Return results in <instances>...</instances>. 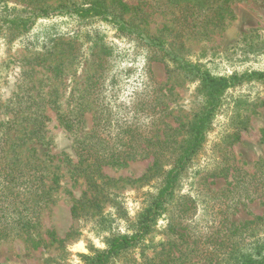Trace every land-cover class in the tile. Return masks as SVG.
<instances>
[{"label": "rangeland", "instance_id": "374dc122", "mask_svg": "<svg viewBox=\"0 0 264 264\" xmlns=\"http://www.w3.org/2000/svg\"><path fill=\"white\" fill-rule=\"evenodd\" d=\"M91 1L7 0L10 6L27 11ZM100 1L141 35H121L107 22L79 21L70 16L36 19L22 35L0 28V134L4 123L13 117L18 123L23 117L19 129L11 131L12 136H19L21 129L32 127L24 115L40 108L44 112L43 139L29 144L27 147L35 150L24 152L21 158L43 160L48 184L52 174L58 177L51 202L38 213L36 227L29 233L10 227L0 237V264H83L80 254L105 249L110 237L131 232L148 193L158 183L151 175L152 158L138 157L122 168L103 166L92 180L73 173L78 159L75 139L93 127V99L110 112L112 127L114 119L140 117L141 124L151 127L146 132L160 139L164 124L178 128L204 105L198 82L188 80L177 63L147 46L144 37L161 39L162 46L174 56L200 65L213 76L264 72V0H231L227 5L231 18L219 27L208 28H185L180 9L161 12L151 7L149 0ZM120 3L135 9L124 11ZM52 66H59L61 73L54 76ZM150 78L161 85L160 94L157 89H145ZM231 84L213 113L201 151L176 188L175 200L143 243L110 264H148L169 250L175 256L183 254L179 264H207L208 254L215 250L208 236L215 234L217 244L227 236L230 223L263 213L258 199H242L244 183H239L233 171L226 180L207 176L221 164L252 175L256 162L264 160V80ZM27 88L47 101L37 107L20 106L17 96ZM145 103L154 109L144 111ZM56 110L69 119L80 110L76 134L62 129ZM224 189L228 191L222 194ZM84 194L95 198L98 205L84 209L77 205L75 215L73 205ZM240 199L245 207H240L241 203L234 207ZM11 208L5 210L9 222ZM169 226L185 232L188 247L178 245ZM248 230L231 237L251 242L252 234L263 236L264 227Z\"/></svg>", "mask_w": 264, "mask_h": 264}, {"label": "trees", "instance_id": "16d2710c", "mask_svg": "<svg viewBox=\"0 0 264 264\" xmlns=\"http://www.w3.org/2000/svg\"><path fill=\"white\" fill-rule=\"evenodd\" d=\"M149 1L151 7L161 9V12L172 8L180 9V21L185 28H199V25L202 28L219 27L231 18V10L227 6L231 0ZM120 4L124 11L135 9ZM64 16H70L79 21L88 19L89 22H95V20L107 22L119 34L125 36L141 35L140 32L131 29L134 27L129 26L100 0H92L79 6L69 7L61 4L52 9L40 8L32 11L10 6L7 0H0V28H5L20 35L26 33L27 29L34 25L36 19ZM144 39L147 46L155 48V52H161L163 57H169V60L177 63L179 68L185 72L188 80L198 82V90L204 96V105L198 113L193 115L192 119L178 128H172L167 123L164 124L163 138L160 139L156 134L150 136L146 132V128L150 129L151 127L141 124L138 119L140 117L131 120L114 119L112 127L110 112L108 113L102 106H97L95 99H93V127L88 134L75 139V152L78 159L74 165L73 173L91 178L93 175L98 174L103 166L122 168L138 157L150 156L152 158L151 175L158 183L155 190L148 193L142 209L136 216L135 223L131 226V232L110 237L107 240L105 249H90L88 254H80L79 257L83 264H110L116 258L126 254L146 240L168 205L175 200V191L180 180L185 176L194 158L201 151L211 127L213 113L219 105L223 93L235 81L264 80V72H249L244 76L233 74L228 78L213 76L210 72L202 70L200 65L183 61L174 56L172 50L162 46L161 39L156 37H144ZM59 69V66H52L54 76L61 73ZM145 89L153 92L157 89L160 94L161 85L158 86L150 78V82L147 83ZM26 90L20 97L17 96L16 101L20 106L37 107V105L47 101L38 93H30L29 88ZM47 103L48 106L52 105L51 107H53L52 102ZM146 104L144 105L146 106ZM153 109L146 106L144 111ZM43 113L39 108L36 111L30 110L29 114L24 115V119L27 118L32 127L21 129L19 136L16 134L12 136L11 131L15 133L19 129L23 117L18 123L15 122L14 117L11 118L7 123H4L5 128L1 131L0 215H2L0 216V237L6 235L10 227L24 233L33 230L37 225L39 211L51 202V193L58 184V177L54 174L51 178H48L49 184L45 182L47 166H45L43 160L38 157L21 158L24 152L35 150L33 147L28 148L29 144L38 143L43 139L41 135ZM55 113L62 129L76 134L81 119L80 110L72 119L66 118L59 110H56ZM102 134H105L104 138L100 136ZM233 136H236V139L238 137L237 133H234ZM255 168L254 174L248 175L242 172L239 167L221 164L209 172L207 176L213 179L226 180L230 171H233L235 178L239 179V183H244L241 188V191H243L242 199L245 201L258 199L260 205L264 207V160L257 161ZM205 178L206 176L202 177L201 181H204ZM225 191L228 190L224 189L221 193L224 194ZM244 202L240 199L238 202H234V207L237 206L236 203H241L240 207L244 208ZM93 204L97 206V200L87 198L84 194L73 205V214L77 215V205L84 209L86 206ZM9 207H12L13 213L12 218H9L10 222L5 218V210H8ZM177 226H169L173 237L179 242L178 245L186 244V247H188V238L184 234L185 232L175 229ZM255 227H264V211L261 215H253L251 219L238 224L230 223L226 227L227 236L217 244L215 243L216 240L213 239L215 234L208 236L215 244V250L208 254L207 264H264V232L263 236L252 234L250 236L252 238L251 242H247L245 239L240 241H234L233 239L234 235H241L246 233V230ZM181 229H184V227L181 226ZM232 235L233 237H231ZM182 255L175 256L169 250L166 254L160 253L154 256L152 260L148 261V264H179Z\"/></svg>", "mask_w": 264, "mask_h": 264}]
</instances>
